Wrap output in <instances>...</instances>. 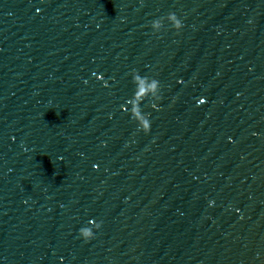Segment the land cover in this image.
<instances>
[{
    "label": "water",
    "instance_id": "water-1",
    "mask_svg": "<svg viewBox=\"0 0 264 264\" xmlns=\"http://www.w3.org/2000/svg\"><path fill=\"white\" fill-rule=\"evenodd\" d=\"M0 264H264V0H0Z\"/></svg>",
    "mask_w": 264,
    "mask_h": 264
},
{
    "label": "clouds",
    "instance_id": "clouds-1",
    "mask_svg": "<svg viewBox=\"0 0 264 264\" xmlns=\"http://www.w3.org/2000/svg\"><path fill=\"white\" fill-rule=\"evenodd\" d=\"M171 15H172V18H175V14L174 13L171 14ZM176 27L179 28L180 24L177 23ZM152 87L155 88V82H153ZM139 91L140 92H146L147 89H144L143 87H141ZM141 128H142L143 132L145 134H147L151 130V125H149V123L146 120H141ZM81 236L83 237V240L85 242H88L89 240L94 238V234L90 230H82L81 231Z\"/></svg>",
    "mask_w": 264,
    "mask_h": 264
}]
</instances>
